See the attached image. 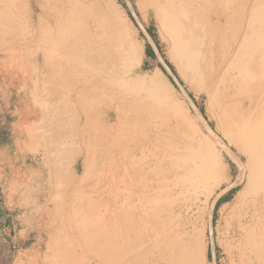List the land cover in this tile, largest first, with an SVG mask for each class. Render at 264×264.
Returning a JSON list of instances; mask_svg holds the SVG:
<instances>
[{"label":"rangeland","instance_id":"obj_1","mask_svg":"<svg viewBox=\"0 0 264 264\" xmlns=\"http://www.w3.org/2000/svg\"><path fill=\"white\" fill-rule=\"evenodd\" d=\"M179 2L201 64L223 82L243 48L264 45V15L246 44L235 35L238 9L264 14V0ZM156 3L0 0V264H178L182 249L193 264H249V228L264 245L253 164L216 129L220 109L194 93L210 84L182 71ZM68 12L80 30L64 64L55 44ZM92 232L107 245L94 243L98 255Z\"/></svg>","mask_w":264,"mask_h":264},{"label":"bare ground","instance_id":"obj_2","mask_svg":"<svg viewBox=\"0 0 264 264\" xmlns=\"http://www.w3.org/2000/svg\"><path fill=\"white\" fill-rule=\"evenodd\" d=\"M179 4V0H157L154 5L157 15L168 31L172 54L182 71H186L192 79L199 78L210 84L193 88V91L194 93L204 91L213 106L220 109L219 124L216 129L225 135L229 144H238L248 156L249 162L253 164L248 193L258 199L264 194V45L256 44L255 53H250L243 48L236 59L226 66L227 71L223 72L225 73L223 82L222 72L218 71L213 63L205 60L206 63L201 64L197 53L198 35L193 34L191 24L185 22V16L182 15ZM238 12L242 16L243 23L240 24L235 35H242L246 44L250 27H253L258 17L264 14H258L256 8L247 6L239 8ZM57 29L56 60L59 63L68 64L70 51L78 46L76 44L78 41L75 39L76 29L80 30V20L73 12H68L66 20L57 23ZM70 41L71 44H69ZM217 48L220 53L223 52L220 43L217 44ZM63 52L65 55L62 54ZM137 54L138 50L134 53L136 58ZM155 79H157L156 74L151 80ZM244 221H253V216L245 214ZM258 231L263 232L259 228L252 230L249 228L244 233L243 250L247 254L249 264H261L264 258L262 252L264 245L258 241ZM92 233L93 236H88L91 242L89 247L98 255L96 251L107 250V245H100L97 242L100 240L97 232ZM109 240L113 242L110 236ZM157 240L164 253L163 259L170 263L173 259H170V255L166 252L172 250V243L167 242L163 236L157 237ZM94 243H97V246ZM190 255L189 251L182 249L175 262L193 264ZM101 260L105 263L104 259Z\"/></svg>","mask_w":264,"mask_h":264},{"label":"trees","instance_id":"obj_3","mask_svg":"<svg viewBox=\"0 0 264 264\" xmlns=\"http://www.w3.org/2000/svg\"><path fill=\"white\" fill-rule=\"evenodd\" d=\"M152 54H153V51H152L151 47H150L149 45H147V46L145 47V55H146V56H151ZM166 65L169 67V69L171 70V72H172L173 74H176L175 71H174V69H173V67H172V65H171L168 61H166ZM160 68H161L162 71L167 75L169 81H170L173 85H175L173 79L171 78V76L167 74V72L165 71V69H164L161 65H160ZM221 199H224V197H221ZM219 200H220V199H219ZM219 200H218V201H219ZM217 206H218V203L215 204L214 209H216Z\"/></svg>","mask_w":264,"mask_h":264}]
</instances>
